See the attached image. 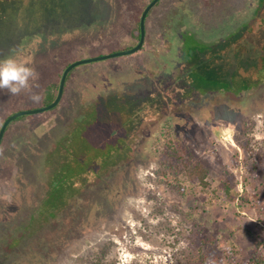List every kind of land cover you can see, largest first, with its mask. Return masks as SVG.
I'll return each instance as SVG.
<instances>
[{
    "label": "rangeland",
    "instance_id": "1",
    "mask_svg": "<svg viewBox=\"0 0 264 264\" xmlns=\"http://www.w3.org/2000/svg\"><path fill=\"white\" fill-rule=\"evenodd\" d=\"M149 1L0 0V58L16 54L39 74L30 92L0 90V125L9 113L42 106L69 63L134 46L130 25ZM244 28L238 38L248 63L264 56V0H159L140 50L75 66L55 109L10 122L0 144V264L264 257V81L230 77L236 49L222 46ZM210 54L223 59L210 62ZM109 103L123 137L119 160L43 210L48 153L89 106ZM169 141L205 165L203 182L164 183Z\"/></svg>",
    "mask_w": 264,
    "mask_h": 264
},
{
    "label": "trees",
    "instance_id": "2",
    "mask_svg": "<svg viewBox=\"0 0 264 264\" xmlns=\"http://www.w3.org/2000/svg\"><path fill=\"white\" fill-rule=\"evenodd\" d=\"M158 3L159 1L156 4ZM142 10L140 11L139 17ZM139 17L134 18L130 25V33L137 39H139L140 36ZM147 17L148 14L146 18ZM244 30L247 31L248 29L244 28L234 35L231 34L228 40L224 42L225 44H222L224 48L234 45L236 49L234 50V59L236 61V71H234V73L236 74L232 73V75L229 76L232 78L237 77L239 80H256L258 82H263L264 56L260 55L256 60L249 61L248 63L242 61L241 54L243 51L245 52L247 48L245 44L239 42L240 38H238V36L240 37V35L244 33ZM220 51L222 50L218 49L217 52L219 53ZM215 56L218 59H223L219 54H210L207 56L208 61ZM197 57V54H194V58L197 59ZM227 61H230V59ZM210 62L213 61L210 60ZM210 62L208 64H210ZM208 67L212 71L218 68L209 65ZM221 68L223 71H228L225 66ZM195 71H197V69L194 70V72ZM69 74L70 72L67 77ZM59 80L60 76H58L57 82L45 88L42 105H46L54 100L57 94ZM102 98L108 100L109 95L107 97L103 96L101 99ZM58 105L59 103L53 109ZM101 106H99L98 111L94 112H92L91 106H89L86 110L87 113L85 114V118L79 119L76 123H72L69 132H67L48 153L46 158V170L48 171L49 177L47 182L41 187V193L44 199H42L43 202L41 205L43 210L55 208L57 205L59 206L67 196L70 197L71 192L74 193L84 188L88 179L92 181V184L96 183L101 175L109 173L119 160L118 143H116V140H121L123 137H120L122 133L117 134L115 128L112 127V123L116 119V114H112L114 112L111 111L112 109L110 110L112 106L110 103L107 105L104 104L102 109H100ZM103 111H105V113ZM10 114L12 113L7 114L6 117ZM22 117L24 116L14 120L21 119ZM106 130L110 132L105 136ZM169 143L166 145L168 150L167 153H163V155L165 154V160L160 166V176L164 183L177 187L178 185L176 183L179 179L203 182V178L208 173V169L205 165L201 161L186 160L185 154L172 145L171 141H169ZM246 263L264 264V257L259 254H254Z\"/></svg>",
    "mask_w": 264,
    "mask_h": 264
},
{
    "label": "water",
    "instance_id": "3",
    "mask_svg": "<svg viewBox=\"0 0 264 264\" xmlns=\"http://www.w3.org/2000/svg\"><path fill=\"white\" fill-rule=\"evenodd\" d=\"M158 1L159 0H150L149 3L142 10L140 18H139L140 36H139L138 42L134 46H132L128 49H124V50H120V51H116V52H111V53L98 55V56H94V57H86V58L78 59L72 63H69L64 68V70L62 71V74H61L60 80H59L58 89H57V94H56V97L54 98V100L52 102H50L46 105H42L38 108L23 109V110L16 111L4 119V121L2 122V124L0 126V144H1L4 132L7 128V126L14 119L21 117V116H24V115H32V114L41 113V112H44L47 110H51L60 102L61 97L63 95V91H64V85H65L66 77H67L68 73L75 66H77L79 64L87 63V62L100 61V60H104V59L112 58V57H116V56L130 55V54H133L136 51L140 50L143 43H144V39H145V19H146V16H147L148 12L150 11V9L153 6H155Z\"/></svg>",
    "mask_w": 264,
    "mask_h": 264
},
{
    "label": "clouds",
    "instance_id": "4",
    "mask_svg": "<svg viewBox=\"0 0 264 264\" xmlns=\"http://www.w3.org/2000/svg\"><path fill=\"white\" fill-rule=\"evenodd\" d=\"M38 76L28 59L16 54L0 58V90H7L13 96L30 92ZM30 99L37 102L40 96L32 95Z\"/></svg>",
    "mask_w": 264,
    "mask_h": 264
}]
</instances>
